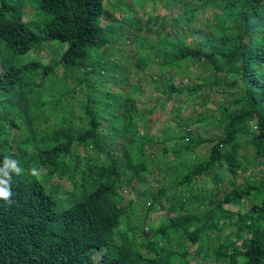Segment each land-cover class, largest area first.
<instances>
[{
	"label": "trees",
	"instance_id": "1",
	"mask_svg": "<svg viewBox=\"0 0 264 264\" xmlns=\"http://www.w3.org/2000/svg\"><path fill=\"white\" fill-rule=\"evenodd\" d=\"M104 1L36 0L35 7H30L35 15H41L39 35L25 18L24 7L29 6L25 0H0V179L11 176L12 191L10 200L0 199V264H174L176 257L190 255L198 257L195 264H202V258L211 254L217 263L264 264V0H186L189 8L174 21L179 25L181 18L186 24L202 20L199 10H209L211 18L202 20L206 29L202 39L186 42L184 29L172 35L164 27L158 32L156 45H145L139 37L131 55L127 52L130 49L125 50L128 44L122 43L123 56L118 60L111 56L107 59L104 49L110 42L116 44L120 26L110 19V11L121 3L108 0L109 9L104 10ZM171 1L162 0L160 4L170 8ZM130 8L127 5L124 11ZM150 15L153 22L158 20L157 14ZM136 16L134 21L138 22L121 30L127 32V38L136 37L133 27L143 25L142 18ZM43 40L67 44L53 61H17L19 55L30 50L38 53L52 46L42 45ZM145 48L152 51L153 60L157 59L160 77L172 73L161 82L166 94L159 99L162 106L170 99L194 93H198L199 105L204 106L213 89L231 98L229 104L217 105V114L197 118H214L221 131L217 137L205 136L206 130L189 131L188 126L196 119L187 118L180 120L181 127L172 137V130L165 129L163 138L153 141L160 144L173 138L172 152L178 158H188L186 153L194 147L211 143L209 155L196 156L192 168L187 163L180 179L170 187L182 190L200 177H212V189L220 192L223 176H219V170L226 166L234 175L243 172L244 182L230 197L244 204V212L224 208L215 194L200 199L194 186L189 195L167 196L169 187L164 182L147 209L163 197L168 202L166 212L172 213L170 221L146 231L145 220L140 224L131 221L130 216L135 214L132 200L127 204L131 206L122 204L130 179L148 172L156 162L150 157L155 151L149 150L152 135L145 124L151 112L139 110L136 102V96L143 95L139 88L144 75L115 97V92H104L111 114L106 120L115 132L109 145L101 133L103 118L98 115L97 98L104 91L102 84L107 83L102 71L113 68V79L120 78L125 84L132 62L140 68L149 65L132 58ZM183 69L197 73L195 86L176 85L175 78ZM96 73L101 74V80L90 81L88 76ZM208 73L214 77H204ZM81 82L91 88L80 101L82 116L75 112L73 102ZM82 119L86 122H80ZM138 119L142 126L135 125ZM117 120H121L119 125L115 124ZM242 135L245 140L241 143ZM117 141L119 148L114 146ZM240 147L245 152L239 153ZM101 155L106 161H100ZM115 155L127 160L119 161ZM6 157L23 170L19 175L5 166ZM258 166L261 177L249 172ZM125 169L126 177L121 173ZM53 175L71 181V195L66 200L57 196V185L46 186ZM121 192L124 195L118 197ZM204 200L211 207L208 218L185 208L190 201ZM220 221L223 229L218 227ZM137 232L142 239H137ZM177 235L190 242L181 252L170 244ZM185 263L191 264L188 259Z\"/></svg>",
	"mask_w": 264,
	"mask_h": 264
},
{
	"label": "rangeland",
	"instance_id": "2",
	"mask_svg": "<svg viewBox=\"0 0 264 264\" xmlns=\"http://www.w3.org/2000/svg\"><path fill=\"white\" fill-rule=\"evenodd\" d=\"M162 0H120L121 7H118L117 9L113 10L111 9L110 11V19L114 20L117 25L120 26V30L117 31L118 33V38L115 40L116 44L113 46V44L108 43L106 46H109V48L104 49V56L107 57H112L115 60H118L119 58H122L123 56V50H122V43L128 44L125 50H128L127 52L131 55L133 53V49H135L136 43L139 42V37H141L142 41H144L145 45L150 43L152 45H156V40L158 39L159 31H163L164 27L166 31H169L172 35L175 33V30L179 31V28L184 29L185 33L183 35L184 39L186 42H191L193 39L195 40H200L202 39V36L205 34L206 29L205 26H203L202 20L211 18L209 10L206 11H200L198 12L199 15H202V20H194L193 22L186 24L184 19L181 18V23L177 25L174 21L175 17H177L179 14H182L183 11L187 8H189V5L185 4L186 0H174L170 2V8L164 7L160 4ZM112 3V2H111ZM36 0H25V6L24 10L26 12L25 18L29 19L30 24L34 28V30L39 33V35H42V31L40 29L41 25L38 24L41 20V15L37 14L35 15V11L32 7H35ZM108 0L104 1V10L105 7L109 9ZM129 5L130 10L128 12H125V8ZM134 11V12H133ZM153 12L158 15V20L156 22L154 21V18L150 13ZM127 16V18L123 17ZM142 18L143 20V25L137 29L136 27H133L134 32H136V37L134 38H127L128 36L126 35L127 32H122L121 30H124L125 26H129L132 23H136L138 21H134V16ZM125 21V23L123 22ZM145 22L147 23L146 25H149L150 27L145 26ZM115 26H117L115 23H113ZM205 25V23H204ZM114 28V26H113ZM198 28H202V30H197ZM116 31V27L114 28ZM122 32V33H121ZM115 33V34H116ZM140 39V41H141ZM45 44H50L52 45L50 48H44L43 50L39 51L38 53L34 52L33 50H30L29 52L25 54H21L18 56L17 61H24L27 60L28 58H36V59H41L43 62L47 61H53L57 59L60 55V52L65 48L67 43H57L54 40H43L42 45ZM144 48V47H143ZM145 51H137L134 53V56L132 57L133 60L135 59H140L141 62L145 63L146 61L149 62V65L145 68H140L137 66L135 62H132V66L128 69L127 71V77H126V83L123 84L121 83V79L118 78L116 80L113 79L112 70L113 68H109L108 72L102 71V79L104 81H107V83H103V92L100 93V96L97 98L99 99V105L97 106L99 109L98 115L103 118V126L101 125V133L103 132L104 134L103 139L105 143H113V138L114 137V129L111 124L107 123L106 119H109L111 117V114L109 112V107L107 108L106 106H109V103H106V99L104 97L107 95V93H104L106 90H109L111 92H115L114 97L117 96L120 92H123L126 88H128L130 83L136 82L138 80V77L141 75H144V82L140 85L139 90L141 89L142 91V96H136V102L138 105L139 110L144 111V112H151L146 115V128L148 130V133L151 136V148L149 149L151 153L155 151V155L150 156L151 159H153L156 162H153L150 167L148 168V172H142V174L135 175L133 179H130V183L126 189L125 192V200L122 203L124 207L131 206L127 205L129 199L132 200L134 207L133 210L135 211V214L131 215L130 218L132 219L131 221L136 222V221H141L140 223H144L143 220H145V228L144 230L146 231V228H151V230H154L156 227H158L160 224L167 223L170 220V214L172 213H167L166 212V206L168 202L164 200L163 197H159V202L155 203L152 208H148L149 202L151 200V197L157 192L159 187L166 182V184L169 187L168 194L177 195L181 196V194H187L189 195L191 193L190 188L191 186H194L195 195L199 196V198H203L205 196L207 197H213L212 194L216 195V198L221 199L223 201V207L226 209H230L233 211L240 210L241 212L245 211V206L242 203L237 202L234 198H231L230 195L234 193L235 187L239 186L244 182V176L243 172L238 171L236 175L232 174V172L228 171L226 166L222 167L219 170V176H223V185H222V190L220 192L215 193V190L212 188L214 187V183L212 181V177H200L196 179L195 181L192 182L191 186H182V190L176 189V188H171L170 186L172 184H176V182L180 179L181 174L187 169V163L190 168L195 166V158L197 157H206L210 153V142H205L201 145H198L194 147L193 151L190 153H186V156L188 158L184 157L183 158H178L175 156L172 152L173 144H174V139L171 138L175 132L179 131V128L181 127L179 123L181 124L180 120L182 119H187V118H195L196 121L192 122L190 126H188L189 131H194L195 133H203L205 130L208 132L205 134V136H210V137H217L220 135L221 131L217 126V122L215 121L214 118H210L207 121H198L197 118H206L207 115L211 113H218V104L221 105H227L230 103L231 98L230 95H226L224 93H220L217 90L213 89V91L209 94L208 98V103L204 106L199 105V99L196 97L198 93L194 94H186L187 97H182V98H175V99H170L165 103L164 106L161 105L159 102V99L164 97L166 94L163 91L162 87V79L167 78L169 74H172L171 71L167 72L165 77H160L161 69L158 67L156 64L157 59L153 60V53L149 49L145 48ZM156 50V47L153 48ZM124 50V52H125ZM36 51V50H35ZM102 52V51H101ZM108 52V53H106ZM103 53V52H102ZM1 54V53H0ZM3 57V53L0 55ZM134 60V61H135ZM153 60V61H152ZM152 61V62H151ZM112 62V61H110ZM0 69H1V62H0ZM189 69L195 71L194 67L192 65H189ZM101 74H93L91 76H88L89 80L94 82V81H100L101 79L98 78L99 76L101 77ZM126 75V74H125ZM208 75H211L209 78H213L214 75L211 73L204 74V77H207ZM160 77V78H159ZM156 78V79H155ZM49 81V80H47ZM103 81V82H104ZM198 82L197 78V73H189L187 70L183 69L181 71V75L177 76L175 78V83L177 86L180 87H188L191 88L195 86V83ZM122 85H121V84ZM137 86L131 85L130 88H134ZM139 87V86H138ZM125 88V89H124ZM86 91H91V88L89 89V86L81 82L78 87H76V91L74 92L76 95L75 98V104H74V109L76 113L83 115V112L80 110V101L84 99L87 96ZM98 94V92H96ZM138 93V92H137ZM110 94V93H109ZM93 95V94H92ZM132 96L134 94H131ZM101 99V100H100ZM72 100V99H71ZM92 101V100H91ZM178 107L179 109H175ZM154 108V111L151 109ZM44 109H46V106H44ZM50 113V112H49ZM52 113V110H51ZM7 115H11V113L7 112ZM140 116V115H139ZM52 117H49L48 123H51ZM78 121V120H76ZM80 122H86V119L80 120ZM107 124H106V123ZM121 120H117L115 122L116 125H119ZM144 122V121H143ZM106 124V125H105ZM142 121L141 119H138V121L135 123L136 126H142ZM172 130V133L169 134V140L166 142L163 141V143L160 144H154L153 141H156L157 139L161 140L163 138V130ZM41 130V129H40ZM135 136L138 134L135 132ZM112 135V136H111ZM118 136H121L117 133ZM245 140V135L241 136L240 142H244ZM113 141V142H112ZM118 143V141H117ZM114 144L115 147L119 148V144ZM167 148L166 151H163L164 148ZM245 152V149L243 147L239 148V153ZM147 156V154H146ZM117 160H127L124 156L122 158L118 157L115 155ZM177 158V159H176ZM179 159V160H178ZM163 161L165 160L166 162L160 163L158 161ZM100 161H106V159L103 158L101 155ZM180 163V164H179ZM176 164H179L175 166ZM122 168V167H121ZM122 174L126 177L127 169L121 170ZM250 173H255L258 177L263 176V172L261 168L255 167L252 168ZM248 172V173H249ZM181 173V174H180ZM79 175H77V178ZM127 177H130V175H127ZM232 181V183H230ZM195 183V184H194ZM53 185H57V196L59 198H63V200L67 199L66 197L71 195L70 190H71V181L67 179L66 177L64 178H57V176L53 175L50 178V181L47 183V187L50 188ZM198 187V189L196 188ZM202 187V188H200ZM187 188V189H185ZM78 190H82L78 186ZM77 190V192H78ZM147 191V192H146ZM123 193H119L118 197H122ZM122 195V196H121ZM185 208L189 212H200L201 214H206L207 218L209 216L211 207L208 205L207 201H190L188 204H185ZM131 209V211H133ZM146 214V215H145ZM210 222L209 220L207 221L206 226H209ZM219 228L223 229V224L222 221H220ZM226 233V230L224 231ZM137 235V239L140 240L142 239L139 237V233H135ZM172 246H174L178 251H182L186 247L190 245V242L182 235H177L174 236L170 242ZM189 260L191 264H195L196 260H198V257H193L192 255L182 258V257H176L173 259L174 264H186L185 260ZM202 264H225L223 262L217 263L216 260L214 259V256L211 254L209 256H206L202 258L200 261Z\"/></svg>",
	"mask_w": 264,
	"mask_h": 264
},
{
	"label": "clouds",
	"instance_id": "3",
	"mask_svg": "<svg viewBox=\"0 0 264 264\" xmlns=\"http://www.w3.org/2000/svg\"><path fill=\"white\" fill-rule=\"evenodd\" d=\"M17 162L15 160L9 161L8 158H5V166L9 167L12 169V172L16 173L19 175L23 170L19 167L16 166ZM33 174H35V169H31ZM6 176H8V173H4ZM11 176H8V179L2 180L0 179V199L3 200H10L12 197V191H11Z\"/></svg>",
	"mask_w": 264,
	"mask_h": 264
}]
</instances>
